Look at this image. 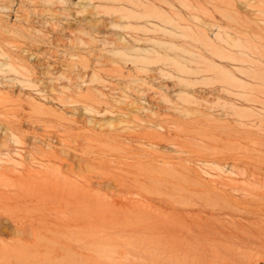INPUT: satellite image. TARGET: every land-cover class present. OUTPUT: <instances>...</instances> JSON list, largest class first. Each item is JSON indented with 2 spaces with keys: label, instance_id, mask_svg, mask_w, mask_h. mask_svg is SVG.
I'll use <instances>...</instances> for the list:
<instances>
[{
  "label": "rangeland",
  "instance_id": "1",
  "mask_svg": "<svg viewBox=\"0 0 264 264\" xmlns=\"http://www.w3.org/2000/svg\"><path fill=\"white\" fill-rule=\"evenodd\" d=\"M152 1L0 0V264H264V0Z\"/></svg>",
  "mask_w": 264,
  "mask_h": 264
},
{
  "label": "bare ground",
  "instance_id": "2",
  "mask_svg": "<svg viewBox=\"0 0 264 264\" xmlns=\"http://www.w3.org/2000/svg\"><path fill=\"white\" fill-rule=\"evenodd\" d=\"M128 3L130 4L131 8L123 9L125 12L124 18H136V19H142L147 18L148 20L150 18H154L166 23H170V16L167 15V13L164 10V7L157 3L156 1H152V3L146 2V0H128ZM218 29L221 30V27L218 26ZM231 31V30H230ZM225 33H229L228 31H225ZM233 33V32H232ZM184 34V33H183ZM189 35L188 33H185L184 35ZM193 39L203 43L206 46L210 47V51L213 53H217L219 57H226L224 54V50H217L218 48L214 44V42L209 38L208 34L206 33H196V35L191 36ZM232 41H229L234 47H237L239 50H242L244 48H249L247 41L244 42L238 35L237 37H231ZM257 52V49H256ZM234 60H245L244 57L238 58L231 56ZM9 65L12 68L11 64ZM184 65L180 62L179 66ZM183 68V67H182ZM13 69V68H12ZM216 78L219 79L221 82L227 84V85H234V86H243L242 81L238 79L236 75L230 72H222V73H216Z\"/></svg>",
  "mask_w": 264,
  "mask_h": 264
}]
</instances>
